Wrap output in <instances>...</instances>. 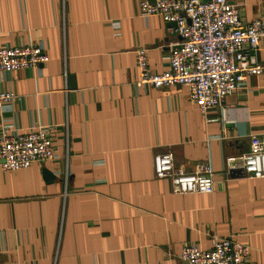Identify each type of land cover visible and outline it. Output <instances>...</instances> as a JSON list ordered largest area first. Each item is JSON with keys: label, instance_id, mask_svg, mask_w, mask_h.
<instances>
[{"label": "crops", "instance_id": "obj_1", "mask_svg": "<svg viewBox=\"0 0 264 264\" xmlns=\"http://www.w3.org/2000/svg\"><path fill=\"white\" fill-rule=\"evenodd\" d=\"M230 1L243 20L264 18V0ZM138 2L0 0V45L48 52L38 65L0 70V88L17 93L0 104V132L42 123L55 152L0 165V264H190L184 243L208 247L223 235L249 245L245 264H264V176L242 165L251 132L264 129V36L262 70L202 111L185 84L136 82L135 48L158 71L180 37ZM161 150L187 170L207 161L212 189L173 191L154 172Z\"/></svg>", "mask_w": 264, "mask_h": 264}, {"label": "built area", "instance_id": "obj_2", "mask_svg": "<svg viewBox=\"0 0 264 264\" xmlns=\"http://www.w3.org/2000/svg\"><path fill=\"white\" fill-rule=\"evenodd\" d=\"M64 9V0H63ZM138 13L160 14L166 29L179 34L167 52V68L151 70L145 46H137L138 84L165 85L182 83L196 106L205 111L246 80L263 65L255 58L259 40L264 36V18L243 20L239 5L230 0H139ZM66 55H64L65 58ZM48 58L38 42L0 45V70L35 66ZM66 68H64V72ZM14 90L0 88V104L15 98ZM65 147L69 131L65 122ZM249 148L242 152V165L250 176H264V129L251 132ZM55 155L48 126L35 123L23 130L2 127L0 165L19 168ZM156 176L170 177L175 192L209 191L213 187V170L205 160L197 161L193 170L175 165L170 150L153 154ZM249 245L230 235L215 236L212 245L201 247L184 243L179 256L190 264H245Z\"/></svg>", "mask_w": 264, "mask_h": 264}, {"label": "water", "instance_id": "obj_3", "mask_svg": "<svg viewBox=\"0 0 264 264\" xmlns=\"http://www.w3.org/2000/svg\"><path fill=\"white\" fill-rule=\"evenodd\" d=\"M43 170H44V172H45V174H46L47 176H51V175H53L52 172H51L47 167H43Z\"/></svg>", "mask_w": 264, "mask_h": 264}]
</instances>
